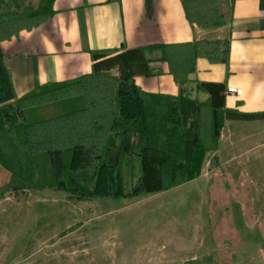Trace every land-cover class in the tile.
Returning <instances> with one entry per match:
<instances>
[{"label": "trees", "instance_id": "16d2710c", "mask_svg": "<svg viewBox=\"0 0 264 264\" xmlns=\"http://www.w3.org/2000/svg\"><path fill=\"white\" fill-rule=\"evenodd\" d=\"M54 1L22 7L19 0H0V43L43 25L54 13ZM187 17L201 27L223 24L198 12L187 11ZM153 51L184 86L198 58L227 65L229 42L198 41L115 56L114 51L91 52L90 74L46 84L18 100L0 54V166L10 173L0 197L25 189L63 191L77 201L149 197L200 176L206 154L218 148L226 119L264 120V112L217 110L209 100H190L182 91L176 97L143 92L133 77L153 74L146 58ZM112 150L116 164L108 161ZM131 158L139 170L128 189L121 164ZM210 162L220 168L216 155Z\"/></svg>", "mask_w": 264, "mask_h": 264}, {"label": "crops", "instance_id": "0c3cea01", "mask_svg": "<svg viewBox=\"0 0 264 264\" xmlns=\"http://www.w3.org/2000/svg\"><path fill=\"white\" fill-rule=\"evenodd\" d=\"M148 4L149 8L147 0H55L54 13L43 25L0 43L15 100L46 84L90 74L94 64L91 52L114 51L115 56L159 46L228 41V64L198 58L184 86L176 83L167 64L159 61V51L146 55L153 74L136 73L134 83L149 94L176 97L182 91L190 100H209L217 110L264 112V0H148ZM187 11L198 12L213 23L221 18L223 24L201 27L187 17ZM228 87L240 89L241 96L226 94ZM207 155L210 159L216 155L220 169L229 172L264 162V120L226 119L217 150ZM210 159L204 160L197 179L165 191L180 192L190 185L196 188L195 184L205 179L201 216L213 175ZM108 161L117 163L115 151L109 152ZM5 176L0 171V177ZM135 180L134 174L130 186ZM202 222L204 227V218ZM186 236L196 249L198 237ZM190 260L197 257L185 262Z\"/></svg>", "mask_w": 264, "mask_h": 264}, {"label": "rangeland", "instance_id": "374dc122", "mask_svg": "<svg viewBox=\"0 0 264 264\" xmlns=\"http://www.w3.org/2000/svg\"><path fill=\"white\" fill-rule=\"evenodd\" d=\"M19 2L36 7L39 0ZM121 165L129 189L139 166L132 158ZM208 166L213 175L202 216L205 179L196 188L118 201L9 190L0 197V264H183L189 257L200 264H264V162L233 172ZM0 171L1 189L10 173ZM184 234L198 237L196 249Z\"/></svg>", "mask_w": 264, "mask_h": 264}, {"label": "built area", "instance_id": "2783aa9c", "mask_svg": "<svg viewBox=\"0 0 264 264\" xmlns=\"http://www.w3.org/2000/svg\"><path fill=\"white\" fill-rule=\"evenodd\" d=\"M226 94L235 95V96H241V90L240 89H236V88H232V87H228L226 89Z\"/></svg>", "mask_w": 264, "mask_h": 264}]
</instances>
